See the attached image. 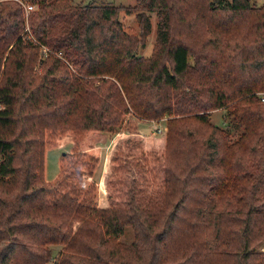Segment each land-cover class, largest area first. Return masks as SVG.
Here are the masks:
<instances>
[{
    "label": "trees",
    "instance_id": "obj_1",
    "mask_svg": "<svg viewBox=\"0 0 264 264\" xmlns=\"http://www.w3.org/2000/svg\"><path fill=\"white\" fill-rule=\"evenodd\" d=\"M253 1L27 0V13L0 0V264H264V4ZM147 13L149 57L137 54ZM219 108L237 136L211 123ZM163 118L161 200L130 189L106 205L97 144L120 126L129 149L145 146L158 135L139 123ZM67 144L49 180L47 151Z\"/></svg>",
    "mask_w": 264,
    "mask_h": 264
},
{
    "label": "rangeland",
    "instance_id": "obj_2",
    "mask_svg": "<svg viewBox=\"0 0 264 264\" xmlns=\"http://www.w3.org/2000/svg\"><path fill=\"white\" fill-rule=\"evenodd\" d=\"M137 0H72L74 5L95 3L96 5H124L133 6ZM27 2V0H24ZM255 5L261 6L264 4V0H254ZM29 3V2H27ZM37 8V6H35ZM26 10V8H25ZM27 12V11H26ZM151 17L152 32L146 41V46L142 47L138 51V56L149 57L152 53V49L156 41V29H157V16L155 13H147ZM120 20L125 25L126 29L135 35L140 34L141 29L137 21L136 15H128L125 12L120 13ZM190 64L195 65V57L189 58ZM259 98V103L264 107V91L256 92ZM211 123L219 126L225 130H229L232 136H237L231 128V122L225 119L227 109H215L212 110ZM166 118L160 119L156 122L141 121L139 123V131L143 135H149L156 133L158 136L154 137L149 143L146 142L145 146L139 148L129 149L124 143L126 136L128 137V127H116L111 133L108 134L107 139L98 143L97 146L101 150L102 160L95 174V179L99 183L102 191H104V198L106 197V205H110V201L115 204H123L125 199L129 195V190L143 191L144 197L148 200L151 197L161 200V185L163 180V146L160 142V138L164 136L166 132ZM131 124L135 125L134 121ZM136 124L137 121H136ZM127 129V130H126ZM148 143L151 144L148 146ZM142 145V144H141ZM71 145L67 144L51 148L47 151L46 156V175L49 180L55 178L60 169V159L62 155L69 152ZM119 147L121 149H119ZM119 149V150H118ZM118 150V151H117ZM116 152H118L116 154ZM117 155L118 161H113V157ZM142 158V159H141ZM1 160V157H0ZM137 160L141 165L135 166ZM139 163V164H140ZM112 194L111 200H109V194ZM160 192V193H159ZM135 237V233L132 227H126L124 234L121 236L120 241L130 244ZM61 247H54V255H56Z\"/></svg>",
    "mask_w": 264,
    "mask_h": 264
},
{
    "label": "built area",
    "instance_id": "obj_3",
    "mask_svg": "<svg viewBox=\"0 0 264 264\" xmlns=\"http://www.w3.org/2000/svg\"><path fill=\"white\" fill-rule=\"evenodd\" d=\"M19 1L20 3H22L24 5V7L26 8L27 13H29L30 11L35 9V6L30 4V3H26L24 2V0H16Z\"/></svg>",
    "mask_w": 264,
    "mask_h": 264
}]
</instances>
